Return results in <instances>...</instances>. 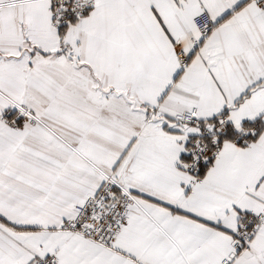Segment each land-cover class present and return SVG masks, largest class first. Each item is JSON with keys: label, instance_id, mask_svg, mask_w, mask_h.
<instances>
[{"label": "snow or ice", "instance_id": "obj_1", "mask_svg": "<svg viewBox=\"0 0 264 264\" xmlns=\"http://www.w3.org/2000/svg\"><path fill=\"white\" fill-rule=\"evenodd\" d=\"M0 264H264V0H0Z\"/></svg>", "mask_w": 264, "mask_h": 264}]
</instances>
